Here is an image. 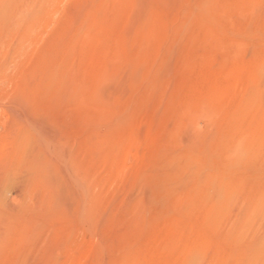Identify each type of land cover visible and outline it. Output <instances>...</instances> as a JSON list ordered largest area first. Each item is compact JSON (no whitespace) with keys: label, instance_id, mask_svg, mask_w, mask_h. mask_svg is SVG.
Wrapping results in <instances>:
<instances>
[{"label":"rangeland","instance_id":"obj_1","mask_svg":"<svg viewBox=\"0 0 264 264\" xmlns=\"http://www.w3.org/2000/svg\"><path fill=\"white\" fill-rule=\"evenodd\" d=\"M16 4L0 264H257L264 0Z\"/></svg>","mask_w":264,"mask_h":264},{"label":"bare ground","instance_id":"obj_2","mask_svg":"<svg viewBox=\"0 0 264 264\" xmlns=\"http://www.w3.org/2000/svg\"><path fill=\"white\" fill-rule=\"evenodd\" d=\"M17 1H19V0H3V2L1 3L2 5H0L1 7H0V19H3L4 21H13V23L15 22V20L17 21V19H19V17H23V18H21V20L22 19H24V17L25 18H32V15L34 14V12H33V9L32 8H27V9H24V10H22L21 12H22V14L20 13L19 14V16L17 15V12H19L20 10H17V7H16V3H17ZM34 16V15H33ZM19 21H20V19H19ZM20 23V22H19ZM261 93V92H260ZM255 97V96H254ZM30 118V117H29ZM30 121V120H29ZM36 121V120H35ZM34 122V121H33ZM36 123V122H35ZM30 129V128H29ZM51 148V147H50ZM59 152V151H58ZM217 158V157H216ZM61 160H63V159H61ZM194 170V169H193ZM194 173V172H193ZM209 174V173H208ZM199 178V177H198ZM202 179H204V178H202ZM77 184V183H76ZM229 203V202H228ZM227 205V204H226ZM229 205V204H228ZM260 206V205H259ZM259 206H257L258 208H259ZM218 208V207H217ZM216 208V209H217ZM253 208H254V206H253ZM221 209V208H220ZM231 209V208H230ZM260 209H261V207H260ZM252 210V209H251ZM257 210V209H256ZM253 211V210H252ZM258 211V210H257ZM260 211V210H259ZM244 212V211H243ZM253 214V213H252ZM242 217V216H241ZM250 217V216H249ZM243 218V217H242ZM251 220V219H250ZM240 222H241V220H239ZM246 221H247V219H246ZM240 224V223H239ZM245 224V223H244ZM235 225V224H234ZM241 225H243L242 223H241ZM264 225V224H263ZM237 226H238V223H237ZM236 226V227H237ZM236 227H234L235 229H238V228H236ZM241 228V227H240ZM239 230V229H238ZM260 234H261V232H260ZM264 234V233H263ZM256 238V237H255ZM259 238V237H258ZM261 238H262V234H261ZM260 238V239H261ZM263 238H264V235H263ZM257 240V239H256ZM262 240H264V239H262ZM260 241V240H259ZM254 242H255V240H254ZM258 242V241H257ZM257 242H255V243H257ZM252 244H254V243H252ZM254 246H255V248H254ZM253 246V255L255 256V259L254 260H257V264H264V244H263V242H259V243H257V246L256 245H254ZM252 247V245L250 246V248ZM249 248V249H250ZM250 250H252V248L250 249ZM251 252V251H250ZM250 252H249V254H250ZM252 254V253H251ZM250 256V255H249ZM252 262H254V261H251V263ZM255 264V263H254Z\"/></svg>","mask_w":264,"mask_h":264}]
</instances>
